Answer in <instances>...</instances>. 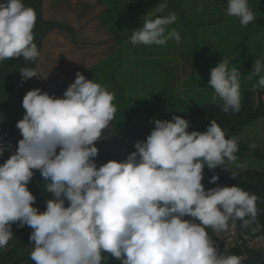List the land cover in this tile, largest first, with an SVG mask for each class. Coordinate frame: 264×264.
<instances>
[{
    "label": "clouds",
    "instance_id": "obj_1",
    "mask_svg": "<svg viewBox=\"0 0 264 264\" xmlns=\"http://www.w3.org/2000/svg\"><path fill=\"white\" fill-rule=\"evenodd\" d=\"M167 7V0H160L141 18L142 27L130 37L133 45L181 42L175 28L168 30L177 16L164 14ZM226 14L242 26L257 18L248 0H227ZM35 22V10L24 0H0V63L21 56L37 60ZM231 64L224 57L212 67L208 84L224 113H239L242 73ZM19 70L22 82L37 78L34 68ZM253 77L258 80L252 91L264 88V58L254 61L247 78ZM114 100V92L80 72L62 97L40 88L27 91L25 113L16 123L22 138L0 163V249L13 239L16 224L32 229L34 264H108L106 254L121 264H243L246 254H229L234 246L220 251L206 229L235 230L239 221L241 228L261 232L258 195L237 185L206 189L202 183L205 166L247 167L237 156L240 137L226 138L228 129L216 119L205 131H188L190 121L173 115L155 119L146 140L137 141L126 159L98 167L95 142L114 119ZM10 148L0 138V156ZM34 170L52 193L44 211L34 206L36 196L28 188ZM218 180L213 174L209 183Z\"/></svg>",
    "mask_w": 264,
    "mask_h": 264
},
{
    "label": "rangeland",
    "instance_id": "obj_2",
    "mask_svg": "<svg viewBox=\"0 0 264 264\" xmlns=\"http://www.w3.org/2000/svg\"><path fill=\"white\" fill-rule=\"evenodd\" d=\"M177 1H181V8L188 15L186 17L183 15V18L189 20L191 27L195 29L201 27L198 34L195 35L190 27L182 24L180 15L175 13L177 20L168 26V30L175 28L181 36V42L177 44L174 40H169L164 46H146L133 45L130 37L134 29L142 27L141 18L147 15L148 11L156 10L157 5H154L153 1L46 0L43 7L45 18L54 22L57 28L50 33L48 37L50 46L45 48L36 68L38 74L44 77L42 82L47 89L58 88L65 84L69 86L74 82L76 73L80 72L87 79L105 85L115 94L113 103L117 107V112L113 121L107 126L112 130L122 109L120 97L126 96L127 102L137 104L148 101L164 91L167 85L165 70L162 71L155 64L158 62L172 71L171 82L167 89L173 88L172 95L181 104L165 106L158 114L144 117V122L143 119L140 120L141 126H137L136 123L133 125L134 130L143 133L151 131L155 126L153 122L155 119L171 120L173 115L188 119L190 121L188 131L194 130L199 124L193 122L189 115L192 108L191 98L195 95L202 103L213 102L214 90L208 84L210 79L208 70L224 57L232 61L230 67L243 65L247 72L252 69L253 50L264 46V11L258 13L260 4L264 3V0H248L249 7L257 18L247 26H242L239 18L226 14L227 0ZM166 9L164 14L170 11ZM69 26L78 31L67 33ZM81 36L84 43L80 39ZM209 37L214 42L212 55L207 57L208 65L205 60L203 61V66L206 67L204 74H198V70H195V63L198 61L197 51L203 50L200 47L206 41L209 43ZM197 40L199 44L191 49L194 54L190 55L187 49ZM115 85L119 86L118 90L115 89ZM218 99L214 103L221 104L222 101ZM0 126L5 132L6 140L11 143L15 151L18 140L22 138L20 131L11 125L10 117L2 112H0ZM242 133L246 141L264 149V115L246 125ZM120 138L117 136L114 143L95 142L98 147V155L95 158L98 167L111 159L121 161L126 159V149ZM103 152L107 154H102ZM241 162L247 163L246 168L264 170V161L248 158ZM234 170L239 169L234 166ZM41 176L39 170H34L32 178L39 179ZM47 197V193L42 195L44 200ZM14 231L27 236L32 229L13 224L12 232Z\"/></svg>",
    "mask_w": 264,
    "mask_h": 264
},
{
    "label": "trees",
    "instance_id": "obj_3",
    "mask_svg": "<svg viewBox=\"0 0 264 264\" xmlns=\"http://www.w3.org/2000/svg\"><path fill=\"white\" fill-rule=\"evenodd\" d=\"M153 1L154 5H157L160 0H150ZM46 0H24L26 6H31L34 8L36 13V22L33 29L34 32V43L37 44L38 50L40 52V56L36 61L33 62H25L23 57H14L9 58L5 62L0 63V112L8 115L11 119V125L16 127L17 121L23 118L25 113V109L22 107V100L27 91L33 89L34 87L39 86L42 91H47L51 95H55L57 97H61L64 91L67 89L68 84L64 86L47 89L44 82L42 80L44 77L37 72V78H29L26 81H21V72L19 69L22 67H31L36 70L38 64L41 61L43 56V52L46 47L50 46V42H48V37L50 33L57 28V25L49 21L45 18L44 15V3ZM167 9L169 12H174L179 14L182 20V24L190 27L194 34L197 35L201 27H191V23L189 20L183 18V15L188 16L185 11L181 8V1L177 0H167ZM264 11V3L260 4V8L258 13ZM222 19V18H221ZM201 23V22H200ZM202 26V23H201ZM67 29V33H74L78 30H74L71 26ZM254 31H252L253 34ZM256 32V30H255ZM82 43V36L80 37ZM213 39L209 37V43L206 41L202 43L200 52L197 51V59L195 70H198V74H204V70L206 67L203 66V61L205 60L208 65L207 57L212 55V48L214 47ZM199 44L198 40L192 44V47L187 49L188 53L194 54L191 49L195 48ZM256 54V56H254ZM253 55V66L254 61L259 59L260 57L264 58V46H259L254 49L252 52ZM211 61V60H210ZM155 64L165 72L166 75V83L164 87V91L159 92L156 96L151 98L148 101H143L137 104H130L126 101V96L120 97V107L122 108L119 111V114L116 119V125L114 129H108L107 127L102 132L101 139L98 142H113L115 139L121 137L123 140V145L125 146V151L127 155H129L132 151H135V143L140 140H146L147 136L151 131H147L143 133L140 130H134L133 125L136 123L137 126H141V121L144 117H148L151 115L158 114L161 112L165 106H170L173 104H181L180 101L176 99L172 94V89L168 85L171 82L170 76L172 75V71L165 67L164 64H160L155 62ZM216 65V64H215ZM213 65L212 67H214ZM239 69L242 73L240 79V90L241 94V110L239 113H224L221 110L220 105L214 102L202 103L198 98L194 95L191 98L192 108L189 111V115L193 122L198 123V127H195L194 130L205 131L207 126L210 124L212 119H216L217 122L221 125L222 128L228 129L227 136L236 135L240 137L239 143V151L237 153L239 161L247 160L248 158H252L258 161H264V149L262 147H256L254 149H250L249 145L252 144L249 141H246L243 137V128L254 122L257 118L262 117L264 115V88L258 89L253 92L252 87L258 80L257 77L253 79V81L249 80L248 74H251L252 69L247 72L245 71V66L241 65H232ZM211 67V68H212ZM210 68V69H211ZM210 69L208 70L210 73ZM119 86L115 89L118 90ZM120 90V89H119ZM168 90V91H167ZM120 94V93H119ZM198 94V93H197ZM119 97V96H118ZM219 100V99H218ZM205 102V101H204ZM220 103V101H218ZM141 120V121H140ZM113 121V120H112ZM138 121V122H137ZM114 125V124H113ZM155 127V126H154ZM153 127V128H154ZM152 128V129H153ZM19 130V129H18ZM5 132L0 126V138H2L3 142H9L6 140ZM10 143V142H9ZM112 143V144H113ZM11 144V143H10ZM11 152H14L12 146L9 150L4 152L3 156H0V163H3L4 160L9 156ZM102 154H107L103 152ZM204 176L202 183L205 185V188H212L216 186H233L237 185L247 190L249 192L256 193L259 197L257 201L258 208V222L261 225H264V170H258L256 168H245L239 169L238 171L234 170V165L229 168V170H224L220 167H217L214 170H209L207 166H205ZM231 172H235L236 176L234 177ZM213 174L219 175V180L215 183H209L210 177ZM44 180L43 177L37 179L32 178L31 182L28 184L29 190L36 196V201L34 206L38 208L39 211H44L46 209V201L52 198V193L46 191L43 187ZM44 193L48 194L46 200L42 198ZM65 206H68V202H65ZM241 222H237V230L239 235L248 233L252 237H261L264 239V230L257 233H252L250 229H243L240 226ZM23 228H30L25 225ZM209 235L214 236V231L211 228H207ZM13 239L9 241V243L2 249H0V264H34V262L30 259V253L33 250V242L29 239L30 234L24 236L18 231L13 232ZM220 251L224 250L223 246H218ZM246 254L247 258L243 261V264H264V251H259L255 249L248 248L245 244L237 243L233 248L229 250V254ZM107 255V254H106ZM108 264H121V262L111 255H108Z\"/></svg>",
    "mask_w": 264,
    "mask_h": 264
},
{
    "label": "built area",
    "instance_id": "obj_4",
    "mask_svg": "<svg viewBox=\"0 0 264 264\" xmlns=\"http://www.w3.org/2000/svg\"><path fill=\"white\" fill-rule=\"evenodd\" d=\"M264 99V95H263ZM214 243L218 246H227V248H231L235 246L237 243L245 244L250 249H255L259 251H264V239L261 237H252L250 234H241L237 229L233 230L229 226L228 230L223 232H214ZM231 244H234L231 246Z\"/></svg>",
    "mask_w": 264,
    "mask_h": 264
}]
</instances>
